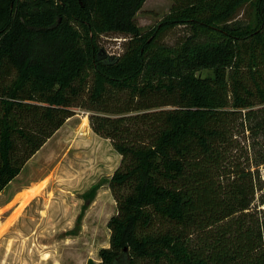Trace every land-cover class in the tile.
Segmentation results:
<instances>
[{
	"label": "trees",
	"instance_id": "1",
	"mask_svg": "<svg viewBox=\"0 0 264 264\" xmlns=\"http://www.w3.org/2000/svg\"><path fill=\"white\" fill-rule=\"evenodd\" d=\"M146 1L0 0V193L87 110L122 157L101 264H264V0Z\"/></svg>",
	"mask_w": 264,
	"mask_h": 264
},
{
	"label": "rangeland",
	"instance_id": "2",
	"mask_svg": "<svg viewBox=\"0 0 264 264\" xmlns=\"http://www.w3.org/2000/svg\"><path fill=\"white\" fill-rule=\"evenodd\" d=\"M172 6V0H147L137 15L140 26L151 30ZM126 40L110 34L100 44L119 55ZM76 112L6 188L45 179L17 195L21 204L0 227V264H101V249L110 247L108 222L117 214L110 179L122 157L92 130L90 112ZM11 195L3 193L0 203Z\"/></svg>",
	"mask_w": 264,
	"mask_h": 264
},
{
	"label": "crops",
	"instance_id": "3",
	"mask_svg": "<svg viewBox=\"0 0 264 264\" xmlns=\"http://www.w3.org/2000/svg\"><path fill=\"white\" fill-rule=\"evenodd\" d=\"M45 180V179H43ZM43 180H40V181H34L32 183H22L21 185L19 186H16L10 190H4L3 192L0 193V196L3 195V193H5V195H10L12 194L11 196H9L8 198H6L2 203H0V215H3L1 216V221H0V227L13 215V213L16 211V209L19 207V205L21 204V201H16V197L18 194L26 191V190H29L31 188H33L35 185H38L39 183H41ZM14 182L10 183L13 184ZM46 189V188H45ZM44 189V190H45ZM43 190V191H44ZM42 191V192H43ZM41 192V193H42ZM41 195V194H40ZM39 195V196H40ZM38 198V196L36 197ZM35 198V199H36ZM34 199V200H35ZM32 200L25 208L24 210L22 211L21 215L17 218V220L9 227V229L24 215V213L26 212L28 206L34 201Z\"/></svg>",
	"mask_w": 264,
	"mask_h": 264
},
{
	"label": "bare ground",
	"instance_id": "4",
	"mask_svg": "<svg viewBox=\"0 0 264 264\" xmlns=\"http://www.w3.org/2000/svg\"><path fill=\"white\" fill-rule=\"evenodd\" d=\"M88 119H86V121H87Z\"/></svg>",
	"mask_w": 264,
	"mask_h": 264
},
{
	"label": "water",
	"instance_id": "5",
	"mask_svg": "<svg viewBox=\"0 0 264 264\" xmlns=\"http://www.w3.org/2000/svg\"><path fill=\"white\" fill-rule=\"evenodd\" d=\"M125 250H127V248Z\"/></svg>",
	"mask_w": 264,
	"mask_h": 264
}]
</instances>
